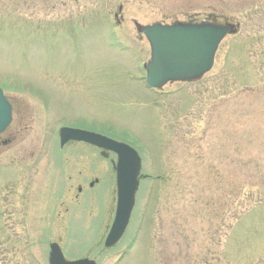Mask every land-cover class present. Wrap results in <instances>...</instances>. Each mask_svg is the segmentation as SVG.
Masks as SVG:
<instances>
[{
    "label": "rangeland",
    "instance_id": "1",
    "mask_svg": "<svg viewBox=\"0 0 264 264\" xmlns=\"http://www.w3.org/2000/svg\"><path fill=\"white\" fill-rule=\"evenodd\" d=\"M211 13L239 24L211 69L147 88L136 25ZM0 88L13 106L0 136V264H47L50 242L97 264H264V0H0ZM62 126L141 158L112 247L115 157L60 147Z\"/></svg>",
    "mask_w": 264,
    "mask_h": 264
},
{
    "label": "water",
    "instance_id": "2",
    "mask_svg": "<svg viewBox=\"0 0 264 264\" xmlns=\"http://www.w3.org/2000/svg\"><path fill=\"white\" fill-rule=\"evenodd\" d=\"M237 22L223 25L203 22L199 24L173 23L169 25H136L149 44V59L144 65L145 83L150 88H161L168 82H189L199 79L213 65L214 54L227 34L237 32ZM11 120V106L0 88V133ZM60 146L68 141L84 142L100 148L101 155H115L116 202L114 216L104 238L103 246L112 247L123 235L134 206L138 188L141 159L130 145L93 131L61 127L58 130ZM48 264H97L93 259L64 258L57 243L49 244Z\"/></svg>",
    "mask_w": 264,
    "mask_h": 264
},
{
    "label": "flooded vegetation",
    "instance_id": "3",
    "mask_svg": "<svg viewBox=\"0 0 264 264\" xmlns=\"http://www.w3.org/2000/svg\"><path fill=\"white\" fill-rule=\"evenodd\" d=\"M204 1V0H203ZM118 11H121V4H119L118 5ZM211 12H213V11H211ZM119 14V13H118ZM118 14H116V15H114L115 16V18H116V21H118L119 23H120V21L123 19L122 17L121 18H119V16H118ZM200 16V15H199ZM199 16H197L198 18H199ZM196 16H192V17H190V16H186V21H183V22H181V23H187V24H196V23H199V22H201L199 19L198 20H196V18H195ZM216 17V16H215ZM218 17V16H217ZM212 19H214V18H210L209 20L210 21H212ZM202 21H204V20H202ZM160 24H164L163 23V21H161V22H159ZM173 23V22H172ZM176 23H177V21H176ZM11 107H12V110H13V106L11 105ZM3 133V132H2ZM2 133H0V136H1V134ZM6 141V138H5V140H4V138H2V139H0V143H4Z\"/></svg>",
    "mask_w": 264,
    "mask_h": 264
}]
</instances>
